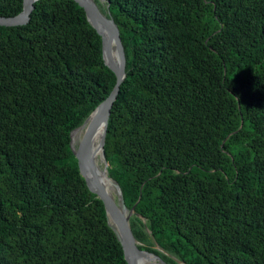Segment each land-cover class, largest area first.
Segmentation results:
<instances>
[{
  "label": "trees",
  "instance_id": "obj_1",
  "mask_svg": "<svg viewBox=\"0 0 264 264\" xmlns=\"http://www.w3.org/2000/svg\"><path fill=\"white\" fill-rule=\"evenodd\" d=\"M94 1L127 59L104 152L139 249L264 264V0ZM115 83L73 0L0 26V264H128L70 145Z\"/></svg>",
  "mask_w": 264,
  "mask_h": 264
},
{
  "label": "water",
  "instance_id": "obj_2",
  "mask_svg": "<svg viewBox=\"0 0 264 264\" xmlns=\"http://www.w3.org/2000/svg\"><path fill=\"white\" fill-rule=\"evenodd\" d=\"M39 0H24L23 1V11L15 17H0V26L3 27H15L24 26L29 24L31 19V13L34 10V4ZM81 8L84 9L87 19L92 27L101 36L103 45V59L105 65L114 72L116 76V83L110 93V95L103 101L94 112L87 118L84 124L71 132L70 135V145L71 149L78 159L79 169L81 175L84 177L90 190L96 194V196L102 200L106 214L108 224L111 229L115 232L119 241L122 244L125 259L128 264H137L135 259L136 252H144L154 258L157 264H166L161 258L156 255L150 254L145 251H141L138 247V242L134 238V235L130 227V218L134 212L127 209L124 201V196L122 190L117 182L109 178L114 182L116 187L117 200L115 196L112 197L102 186L101 181L98 176L96 167L90 162L87 151L92 137L101 124L105 121V130L101 138V152L100 159L103 163L105 172L108 175V164L105 158L104 145L106 139V130L108 119L111 114V110L120 92L121 85L126 78V54L124 50L123 43L120 38V31L116 23L111 17H107L99 10L94 0H73ZM97 22L99 25L103 26L106 30V36L102 35L95 25ZM113 48L118 52L119 62L116 66L113 60ZM85 129L83 136L77 147L74 146L73 134Z\"/></svg>",
  "mask_w": 264,
  "mask_h": 264
},
{
  "label": "bare ground",
  "instance_id": "obj_3",
  "mask_svg": "<svg viewBox=\"0 0 264 264\" xmlns=\"http://www.w3.org/2000/svg\"><path fill=\"white\" fill-rule=\"evenodd\" d=\"M95 25L100 31V33L106 36L105 28L99 25L97 22H95ZM112 54H113L114 64L117 66L119 62V56L115 48H113ZM104 130H105V121H102L92 137V140L88 147L87 155H88L90 162L96 167V170L98 172V176H99L102 186L112 197H114V194L116 192V187L114 185V182L100 168L99 155L101 152V138L104 133ZM84 131L85 129H82L73 134L74 144H76L79 140H81ZM135 259L137 261V264H154L156 262L152 256L144 252H136Z\"/></svg>",
  "mask_w": 264,
  "mask_h": 264
},
{
  "label": "rangeland",
  "instance_id": "obj_4",
  "mask_svg": "<svg viewBox=\"0 0 264 264\" xmlns=\"http://www.w3.org/2000/svg\"><path fill=\"white\" fill-rule=\"evenodd\" d=\"M79 142H80V140L76 144H74V146L77 147ZM99 161H100V168L103 170L104 166H103V163H102V161L100 159V155H99ZM114 196H115V199L117 200V194L116 193L114 194ZM154 264H157V263L155 262Z\"/></svg>",
  "mask_w": 264,
  "mask_h": 264
}]
</instances>
